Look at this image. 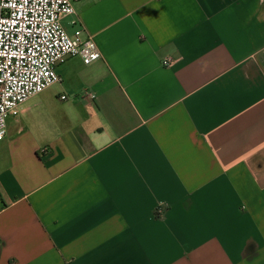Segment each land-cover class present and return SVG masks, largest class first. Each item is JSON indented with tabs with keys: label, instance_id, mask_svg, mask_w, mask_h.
I'll list each match as a JSON object with an SVG mask.
<instances>
[{
	"label": "crops",
	"instance_id": "obj_1",
	"mask_svg": "<svg viewBox=\"0 0 264 264\" xmlns=\"http://www.w3.org/2000/svg\"><path fill=\"white\" fill-rule=\"evenodd\" d=\"M74 9L101 58L7 119L0 264H264V0Z\"/></svg>",
	"mask_w": 264,
	"mask_h": 264
},
{
	"label": "built area",
	"instance_id": "obj_2",
	"mask_svg": "<svg viewBox=\"0 0 264 264\" xmlns=\"http://www.w3.org/2000/svg\"><path fill=\"white\" fill-rule=\"evenodd\" d=\"M75 1L0 0V141L9 117H17L28 100L61 82L60 65L73 57L87 65L101 58L84 29L70 36L62 25L65 16L75 13Z\"/></svg>",
	"mask_w": 264,
	"mask_h": 264
}]
</instances>
